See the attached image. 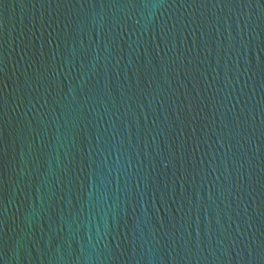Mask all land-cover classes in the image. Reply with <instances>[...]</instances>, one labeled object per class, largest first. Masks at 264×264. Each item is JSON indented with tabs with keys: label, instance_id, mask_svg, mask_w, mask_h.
Instances as JSON below:
<instances>
[{
	"label": "water",
	"instance_id": "95a60500",
	"mask_svg": "<svg viewBox=\"0 0 264 264\" xmlns=\"http://www.w3.org/2000/svg\"><path fill=\"white\" fill-rule=\"evenodd\" d=\"M0 264H264V0H0Z\"/></svg>",
	"mask_w": 264,
	"mask_h": 264
}]
</instances>
